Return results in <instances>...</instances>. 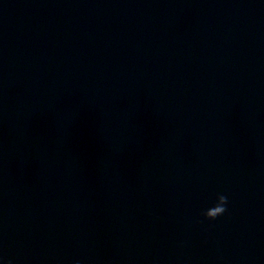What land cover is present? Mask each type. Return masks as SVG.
I'll return each mask as SVG.
<instances>
[{
  "label": "water",
  "instance_id": "water-1",
  "mask_svg": "<svg viewBox=\"0 0 264 264\" xmlns=\"http://www.w3.org/2000/svg\"><path fill=\"white\" fill-rule=\"evenodd\" d=\"M0 258L264 264V0H0Z\"/></svg>",
  "mask_w": 264,
  "mask_h": 264
},
{
  "label": "clouds",
  "instance_id": "clouds-1",
  "mask_svg": "<svg viewBox=\"0 0 264 264\" xmlns=\"http://www.w3.org/2000/svg\"><path fill=\"white\" fill-rule=\"evenodd\" d=\"M227 206H228V197L223 194H219L217 196L215 204L213 205L214 210L211 213H209L206 209L203 212V216L206 219L215 220L217 217H220L226 213V211L228 210ZM0 264H5L3 258H0ZM7 264H12V262L9 260L7 261Z\"/></svg>",
  "mask_w": 264,
  "mask_h": 264
}]
</instances>
